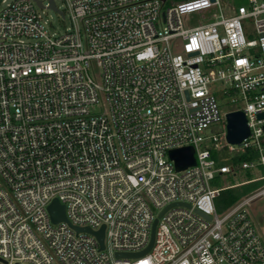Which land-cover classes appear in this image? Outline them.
I'll return each mask as SVG.
<instances>
[{
    "label": "built area",
    "instance_id": "1",
    "mask_svg": "<svg viewBox=\"0 0 264 264\" xmlns=\"http://www.w3.org/2000/svg\"><path fill=\"white\" fill-rule=\"evenodd\" d=\"M60 1L70 24L56 34L51 0H0V264H264L248 211L264 183L216 206L264 174L214 183L264 167V0ZM217 91L243 106L222 111ZM235 110L240 144L226 138ZM187 145L195 164L178 170L169 151ZM55 198L69 222L52 221ZM156 218L147 252L117 256L145 250ZM72 225H105L104 247Z\"/></svg>",
    "mask_w": 264,
    "mask_h": 264
},
{
    "label": "water",
    "instance_id": "2",
    "mask_svg": "<svg viewBox=\"0 0 264 264\" xmlns=\"http://www.w3.org/2000/svg\"><path fill=\"white\" fill-rule=\"evenodd\" d=\"M38 3L39 5H43L41 0H38ZM51 6L53 9L61 12L55 5L54 0H51ZM258 117L264 118V112L259 113ZM226 120H227V126H226L227 141L233 144H240L242 140L246 138L250 133V128L248 126L247 118H246L244 111L243 110L229 111L226 113ZM169 155L174 160L176 168L178 170L184 169L190 165L195 164L194 147L191 145L171 149L169 151ZM48 210H49V213H50V216L53 222H59L62 220L69 222V219L67 217L66 210H65V205L62 204L57 198H55L53 202L48 206ZM163 212L164 211H162V213ZM157 220L158 219L156 218L154 221L152 232H151V240L145 250L141 252H128V253L118 252L117 256L130 257V256H136V255L147 252L151 248L153 241H154ZM72 226L77 232L85 230V231L94 233L97 236L101 247L102 248L104 247L105 225H102V227L99 230H92L89 227H80L76 225H72Z\"/></svg>",
    "mask_w": 264,
    "mask_h": 264
},
{
    "label": "rangeland",
    "instance_id": "3",
    "mask_svg": "<svg viewBox=\"0 0 264 264\" xmlns=\"http://www.w3.org/2000/svg\"><path fill=\"white\" fill-rule=\"evenodd\" d=\"M11 1V0H8ZM45 3H47L49 0H44ZM58 5H62V2L60 0H55ZM231 2H234L235 4L238 3H248V0H229ZM175 0H169V4L175 3ZM46 16L50 19L51 25H50V32L60 34L61 32L65 31V29L69 26L70 22L69 19H63V17L54 9H46L45 12ZM245 27L247 29L248 35L252 38H256V29L255 24L252 19H247L244 21ZM92 74L96 76L97 78H100V68H98L96 65H94V68L91 70ZM223 82H219L216 86H219L220 88L223 87ZM215 86V87H216ZM217 96L221 102V110L222 111H228L235 109L237 107H242L243 104L241 103H231L224 100V97L222 96V93L220 91H217ZM225 130L224 124H216L213 126H210L204 130V134H212L215 132H222ZM264 138V136H263ZM222 141H224V138L222 136ZM224 155H227L228 153H223ZM264 174V167L260 166L258 168L254 169H237L235 173H229V174H222L218 175L214 183L217 186H225V185H231L234 183H239L242 181H245L249 178H253L256 176H260ZM248 211L251 215V217L254 219L256 225L259 227V230L263 233L264 232V225L263 221L261 220V216L264 215V202L262 200L255 201L251 206L248 207Z\"/></svg>",
    "mask_w": 264,
    "mask_h": 264
},
{
    "label": "trees",
    "instance_id": "4",
    "mask_svg": "<svg viewBox=\"0 0 264 264\" xmlns=\"http://www.w3.org/2000/svg\"><path fill=\"white\" fill-rule=\"evenodd\" d=\"M179 1V0H175ZM256 157V153L252 151H246L241 154H238L234 157L233 161L235 164H238L242 160L251 159ZM264 183V179L248 182L240 185H236L230 188L223 189L220 192V195L216 198V206L219 211H223L228 207L236 203L242 196L249 193L256 187ZM235 184V183H234Z\"/></svg>",
    "mask_w": 264,
    "mask_h": 264
}]
</instances>
